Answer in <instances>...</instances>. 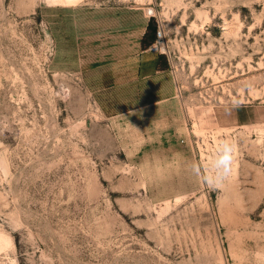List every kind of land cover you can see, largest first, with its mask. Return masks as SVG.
<instances>
[{"label":"rangeland","instance_id":"obj_1","mask_svg":"<svg viewBox=\"0 0 264 264\" xmlns=\"http://www.w3.org/2000/svg\"><path fill=\"white\" fill-rule=\"evenodd\" d=\"M0 264H264V0H0Z\"/></svg>","mask_w":264,"mask_h":264},{"label":"clouds","instance_id":"obj_2","mask_svg":"<svg viewBox=\"0 0 264 264\" xmlns=\"http://www.w3.org/2000/svg\"><path fill=\"white\" fill-rule=\"evenodd\" d=\"M235 165V149L234 145L229 142H222L219 147L218 156L211 163V175H207L201 169L199 172L193 166L190 171L202 178L208 187L217 189L230 182L232 178L233 168ZM196 167H199L196 165Z\"/></svg>","mask_w":264,"mask_h":264},{"label":"built area","instance_id":"obj_3","mask_svg":"<svg viewBox=\"0 0 264 264\" xmlns=\"http://www.w3.org/2000/svg\"><path fill=\"white\" fill-rule=\"evenodd\" d=\"M165 46V35L162 31L157 33V41L151 48V51L154 53H159Z\"/></svg>","mask_w":264,"mask_h":264}]
</instances>
